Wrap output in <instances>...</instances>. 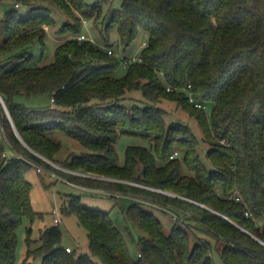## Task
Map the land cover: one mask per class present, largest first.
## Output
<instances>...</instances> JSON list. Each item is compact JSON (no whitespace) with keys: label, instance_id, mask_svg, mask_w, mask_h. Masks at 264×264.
Wrapping results in <instances>:
<instances>
[{"label":"trees","instance_id":"obj_1","mask_svg":"<svg viewBox=\"0 0 264 264\" xmlns=\"http://www.w3.org/2000/svg\"><path fill=\"white\" fill-rule=\"evenodd\" d=\"M54 1L71 20L57 30L66 38L51 62L33 63L32 51L38 40L44 55L45 26L56 23L47 5L15 0L29 5L30 14L11 7L0 19V94L13 120L0 101V264H17L16 229L37 213L27 173L53 167L41 155L68 169L139 181L209 208L124 181L70 173L82 185L142 193L168 205L185 215L187 228L178 222L166 234L153 212L138 201L130 204L127 219L148 233L131 235L134 258L110 212L84 206L72 194L62 211L76 213L87 229L89 252L67 250L58 223L46 227L32 248L29 226L26 256L18 264H34L30 258L42 264H215L213 245L224 264H264V0H121L119 6L115 0ZM83 18L104 23L105 40L115 28L125 46L144 31L148 39L139 59L125 60L109 47L79 39ZM122 61L128 64L119 75ZM135 89L142 91L143 105L124 104ZM188 91L205 106H196ZM22 92H50L53 103L28 106L16 99ZM162 98L194 116L202 138L185 123L168 124L158 105ZM53 129L87 150L58 161L61 143L48 135ZM121 133L146 137L150 146L128 145L121 164L115 149ZM203 140L210 167L199 152ZM194 220L202 234L191 237Z\"/></svg>","mask_w":264,"mask_h":264},{"label":"rangeland","instance_id":"obj_2","mask_svg":"<svg viewBox=\"0 0 264 264\" xmlns=\"http://www.w3.org/2000/svg\"><path fill=\"white\" fill-rule=\"evenodd\" d=\"M87 1L92 3L95 0ZM14 2L15 0H0V19L4 17L5 12L11 7H16L22 16H27L28 14H30L31 7L29 5H15ZM35 2L47 5L56 20V23L54 24L55 26H45L48 32L45 37L46 49L44 55H42L41 43L38 40H36L32 46V51L35 53L33 63L45 64L55 60V48L60 41L66 38V36L62 37L58 35L57 30L64 21L71 20V17H69L56 4L54 0H35ZM120 3L121 0H115L113 5L119 6ZM85 19L87 23H84ZM103 28L104 23L100 22L99 25H96L93 19L83 18L82 32L87 35L88 39L92 40L98 46H102L104 48L111 47L116 55H118L119 57H125V60H133L140 56L144 43L148 39L144 31L141 30L139 32L138 37L131 45L125 46L119 39L118 32L115 28L110 30L109 38L108 40H105L102 35ZM70 36L74 35H67V37ZM125 70L126 61H122L117 73L121 75L125 72ZM126 96L127 97L122 101L126 105H132L135 103L143 105L144 103L143 93L140 89L128 91ZM16 99L32 107L46 106L53 103L50 92H42L31 95H27L26 93L22 92L16 96ZM158 105L163 109L164 117L168 124L172 121L185 123L190 126L192 131L198 137L202 138V132L200 131L196 118L194 116H191L187 110H185L177 103L176 100L162 98L158 102ZM211 106L212 104L209 103L206 107V111L209 116L211 115ZM48 135L55 141H59L61 143L60 149L55 154V158L58 161L67 159L72 153L80 155L87 150L79 140L67 135L61 130H50L48 132ZM130 144H143L150 146V139L137 134L121 133L115 144L119 163H124L126 158V148ZM207 146L208 142L204 140L201 141L199 152L203 161L207 164L208 167H210V162L206 157ZM42 157L44 156L42 155ZM44 159L50 162L53 167L49 169L43 165H40L37 168H32L27 173V178L32 185L31 200L33 207L37 213L33 219H31L29 216H25L22 223L16 229L18 238L16 246L17 264L20 263L26 256L28 246L26 237L27 228L29 226L32 228V248H35L40 244V236L42 234V231L46 227L58 223L63 230L62 243L64 245L70 246L72 251L76 250L77 252H89L87 229L79 223L76 213H64L62 211V207L69 202L70 195L72 194L80 195L82 204L84 206L98 208L110 212V215L113 218L116 226L125 235L129 244L130 252L134 258L138 257V249L133 242L131 235L139 238L140 236H148V233L146 230L140 228L138 225L127 219V212L130 204L138 201L140 202V206L143 209L153 212L162 221L166 234H169L172 228L178 222V225L186 227V224L183 222L186 219L185 215L181 214V216H179L168 205H161L157 202L144 199L145 197L142 193L137 194L130 192L129 194H125L122 191H118L109 187L104 188L91 185H82L75 180H71L67 174L79 173L87 175L91 178H99L106 181H124L126 183L135 184L166 194H168L166 191L174 193L172 191L145 185L135 180H126L109 175H100L96 173H88L80 170L68 169L63 167L61 164L47 159L46 157H44ZM42 177L45 178V182L47 185H45ZM174 194L168 195L177 196ZM55 207L57 209V213H54L53 209ZM55 217L59 218L58 222H55ZM193 224L194 227H192V229H189L191 237H194L195 234L201 235V231L197 228L198 225H200L199 222L194 220ZM212 256L215 264H224L219 250L214 245ZM30 260L34 264L43 263L41 258H30Z\"/></svg>","mask_w":264,"mask_h":264},{"label":"built area","instance_id":"obj_3","mask_svg":"<svg viewBox=\"0 0 264 264\" xmlns=\"http://www.w3.org/2000/svg\"><path fill=\"white\" fill-rule=\"evenodd\" d=\"M84 23H87L86 19L84 20ZM77 37H78L79 39H85V38H88L87 35H86L85 33H83V32L80 33L79 35H77ZM144 44H145V43H144ZM108 51H109L110 53H111V52H114L113 49H112L111 47H109ZM136 59H139V57L136 58ZM127 64H128V62H126V65H127ZM174 88H176V87L171 86V85H168V86H167V89H168V90H172V89H174ZM177 88H178V87H177ZM188 96H189V99H190L191 101H193V102L195 103L196 106H198V107H204V106H205V104L203 103V101H200V100L195 99V97L193 96V94H192L191 91H188ZM176 154H177V151H175L173 154H171V157H174ZM39 169H40V168H39ZM180 197H183V195H181ZM184 197H185V196H184ZM186 199H187V197H186ZM189 200L192 201L193 199H190V198H189ZM194 201H195V200H193V202H194ZM53 210H54V213H57V209H56V207H55ZM245 215H246V216H249V215H250V212H249L248 210H246V211H245ZM54 219H55V222H58V221H59V218H58V217H55ZM66 249L71 250V247H70V246H67Z\"/></svg>","mask_w":264,"mask_h":264},{"label":"water","instance_id":"obj_4","mask_svg":"<svg viewBox=\"0 0 264 264\" xmlns=\"http://www.w3.org/2000/svg\"><path fill=\"white\" fill-rule=\"evenodd\" d=\"M0 100H1V102H2V104H3V106H4V109H5V111H6V114L8 115V117L10 118V120L13 122V120H12V118H11V115H10V112H9V110H8V108H7V106H6V104H5V102H4V99H3V97L1 96V94H0ZM15 127V126H14ZM15 130H16V133L20 136V138L22 139V137H21V135L19 134V132H18V130L16 129V127H15ZM42 156V155H41ZM44 158V157H43ZM168 194H174V193H171V192H168V191H166ZM174 195H177V196H181V195H179V194H174ZM183 198H186V197H184L183 196ZM187 199H189V198H187ZM193 201V200H192ZM194 202H197V201H194ZM197 203H199V204H201V205H203V206H206L205 204H202V203H200V202H197ZM206 207H208V206H206ZM209 208V207H208ZM217 213H219V212H217ZM219 214H221V213H219ZM259 239V238H258ZM264 243V242H263Z\"/></svg>","mask_w":264,"mask_h":264}]
</instances>
